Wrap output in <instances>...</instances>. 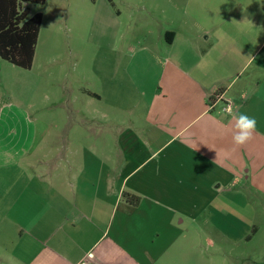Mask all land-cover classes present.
<instances>
[{
    "label": "crops",
    "instance_id": "crops-1",
    "mask_svg": "<svg viewBox=\"0 0 264 264\" xmlns=\"http://www.w3.org/2000/svg\"><path fill=\"white\" fill-rule=\"evenodd\" d=\"M234 1L110 0L73 119L0 105V264H264V0Z\"/></svg>",
    "mask_w": 264,
    "mask_h": 264
},
{
    "label": "rangeland",
    "instance_id": "rangeland-1",
    "mask_svg": "<svg viewBox=\"0 0 264 264\" xmlns=\"http://www.w3.org/2000/svg\"><path fill=\"white\" fill-rule=\"evenodd\" d=\"M109 2L45 0L42 4H29L30 15H43L31 68H20L0 58V105H7L13 118L28 116L47 123L73 119L68 112V88L71 83L82 81L79 73L86 74L87 87L98 90V67L93 63L99 57L97 18ZM234 3L242 5L243 0ZM123 33L129 36L130 32ZM95 108L97 111L92 112ZM93 109L86 113L81 110L75 118L99 121V106ZM112 135L109 133V138Z\"/></svg>",
    "mask_w": 264,
    "mask_h": 264
},
{
    "label": "trees",
    "instance_id": "trees-1",
    "mask_svg": "<svg viewBox=\"0 0 264 264\" xmlns=\"http://www.w3.org/2000/svg\"><path fill=\"white\" fill-rule=\"evenodd\" d=\"M44 2L0 0V58L20 68H31L43 15H30L29 4ZM127 200L137 205L139 197L127 195Z\"/></svg>",
    "mask_w": 264,
    "mask_h": 264
},
{
    "label": "clouds",
    "instance_id": "clouds-1",
    "mask_svg": "<svg viewBox=\"0 0 264 264\" xmlns=\"http://www.w3.org/2000/svg\"><path fill=\"white\" fill-rule=\"evenodd\" d=\"M227 114H232L231 107L226 109ZM235 119V134L233 135V143L236 146H243L247 144L252 138L253 133L256 131L257 121L254 117H250L246 114H239L234 116ZM92 254L89 253V258Z\"/></svg>",
    "mask_w": 264,
    "mask_h": 264
},
{
    "label": "built area",
    "instance_id": "built-area-1",
    "mask_svg": "<svg viewBox=\"0 0 264 264\" xmlns=\"http://www.w3.org/2000/svg\"><path fill=\"white\" fill-rule=\"evenodd\" d=\"M229 107V106H228ZM227 107V108H228ZM81 264H89V256H88V259H84L81 261Z\"/></svg>",
    "mask_w": 264,
    "mask_h": 264
}]
</instances>
